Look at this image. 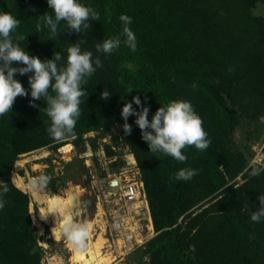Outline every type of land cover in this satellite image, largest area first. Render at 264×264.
I'll return each mask as SVG.
<instances>
[{
  "label": "trees",
  "instance_id": "16d2710c",
  "mask_svg": "<svg viewBox=\"0 0 264 264\" xmlns=\"http://www.w3.org/2000/svg\"><path fill=\"white\" fill-rule=\"evenodd\" d=\"M8 1L0 0V8L19 14L22 25L31 8L40 5L39 0ZM81 2L99 13L98 21L89 19L81 38L64 21L58 36H51L36 29L35 15L28 19L32 35L56 40L61 53L82 40V50L102 62L93 82L82 85L85 95L75 134L123 126L124 103L139 96L142 102L147 99L149 120L161 105L190 101L211 141L203 151L186 146L187 160L180 162L150 152L136 117L129 116L132 131L126 139L141 171L155 235L134 251L143 250L148 261L125 264H264V221L250 218L260 207L258 196L264 195V172H245L250 161L235 141L241 115L233 108L241 88L264 101V23L250 11L264 0H181L180 6H187L182 11L170 0ZM121 14L132 18L136 51L121 43L111 54L97 52V42L121 33ZM14 35L25 37L20 46L38 54L24 31ZM28 75L16 76L26 89ZM104 90L111 95L107 100L101 97ZM29 100L30 95L16 97L11 111L0 116V191L8 188L0 197L5 202L0 209V264H41L44 255L32 226L31 199L11 178L20 155L56 143L46 131V102L36 100L34 108ZM187 167L197 170L192 179L173 178Z\"/></svg>",
  "mask_w": 264,
  "mask_h": 264
},
{
  "label": "clouds",
  "instance_id": "9594fccd",
  "mask_svg": "<svg viewBox=\"0 0 264 264\" xmlns=\"http://www.w3.org/2000/svg\"><path fill=\"white\" fill-rule=\"evenodd\" d=\"M47 4L51 13L45 12L38 19L43 18L50 35L53 36H58L61 21L66 22L69 32L83 33L90 27L89 19L99 20V13L81 0H47ZM119 19L122 22L121 33L97 42V52L111 54L121 43L131 51H136V36L130 28L132 18L121 14ZM20 23V19L10 12L0 11V116L11 111L16 97L30 95L29 104L34 108L38 107L34 101L46 102L44 111L50 120L46 131L54 141L75 139V126L81 116V97L85 95L82 85L102 66V62L99 57L94 59L91 51L82 50V40L70 43L67 47L66 62L60 51L53 52L51 59L41 60L20 46L19 41L25 37L14 35ZM17 74H30L27 89L16 78ZM101 97L107 100L111 95L104 90ZM134 104L139 110L133 107ZM149 111L147 99L142 102L139 96H133L130 102L124 103L120 115L125 121L122 126L125 134H131L132 131V125L127 122L129 116L136 117L134 123L141 130V138L148 145L150 152L171 156L184 162L187 156L182 150L186 146H194L201 151L209 147L211 141L203 128V120L190 101L178 99L161 105L151 120L148 119ZM259 121L264 123V115L259 117ZM259 159L257 157L250 161L245 172L251 176L264 172V165L259 164ZM196 174V169L181 168L173 178L188 181ZM52 179V175L48 173L30 176L26 187L33 201L41 206L38 211L40 218L46 220L49 216L53 217L55 227L58 222L60 235L73 253L82 256L88 250L92 225L88 221L77 219L82 210L80 193L71 186L65 188L63 194L49 192L48 186ZM7 191L5 186L0 191V197ZM258 200L260 207L251 211L250 217L256 223L264 221V195H259ZM4 203L0 198V209H3ZM54 259L58 260V264H62L59 258Z\"/></svg>",
  "mask_w": 264,
  "mask_h": 264
},
{
  "label": "rangeland",
  "instance_id": "374dc122",
  "mask_svg": "<svg viewBox=\"0 0 264 264\" xmlns=\"http://www.w3.org/2000/svg\"><path fill=\"white\" fill-rule=\"evenodd\" d=\"M170 1L174 3L178 10L182 11L187 8L185 5L180 6L181 0ZM38 4L40 5L37 8H31L30 11H33V13L28 16V19L35 15L33 18L37 19L38 24L36 29L46 35L49 29L44 24L43 18H38L45 12L51 13V9L47 4V0H39ZM0 11L5 10L0 8ZM250 11L252 17L260 19L264 23V4L257 3ZM5 12H10L17 19L20 18L19 14H14L11 10ZM28 19H25L23 25L21 22V26L19 25L17 30L19 32L24 31L31 47L34 48L33 50L37 47V57L41 60L53 58L52 52L60 50L56 46L57 41L32 35V23ZM62 24L66 25V22ZM74 35L78 38L82 37V33H74ZM62 56L66 62L67 52L62 51ZM94 77L92 75L87 78L86 86L93 82ZM237 98L238 103L233 108L240 113L241 124L235 131V141L244 151L249 161L259 157V160L263 159L260 164L264 165V123L259 121V117L264 115V101L253 90L246 88L238 90ZM68 145L71 147L64 149ZM131 153L123 127L120 123H116L82 135L78 134L75 139L56 142L50 146L20 155L11 170V178L15 185L19 178L26 184L28 177L48 173L53 177L48 186L49 192L63 194L64 189L69 186L78 191L82 201V210L77 219L92 222L91 235L93 241L97 242L102 237L99 234L103 232L101 229L103 223L99 221V215H97V205L100 199H103L109 181L114 177H118L127 168L128 157ZM238 181H241V179L239 178ZM18 188L27 193L31 199L32 226L34 227L38 246L44 253L41 264H58V260L54 257L62 260V264H70V259L73 256L72 249L63 238L55 240L51 237L50 224L41 219L38 212L41 210V206L33 201L26 186ZM105 208L107 209V206ZM106 225L104 224V229ZM42 228L43 231H41ZM104 235L111 239L109 228ZM107 246L108 244L105 247ZM104 251H107L105 254L112 259L116 249L108 247ZM146 256L143 250L140 249L136 253L132 252L127 255L122 260L118 259L115 264H124L129 261H148L149 258Z\"/></svg>",
  "mask_w": 264,
  "mask_h": 264
},
{
  "label": "built area",
  "instance_id": "2783aa9c",
  "mask_svg": "<svg viewBox=\"0 0 264 264\" xmlns=\"http://www.w3.org/2000/svg\"><path fill=\"white\" fill-rule=\"evenodd\" d=\"M260 161L263 159L259 160V164ZM127 164L124 172L109 181L104 197L97 205V215L103 223L100 226L103 232L99 234L104 239L101 257H109L105 254L107 251H104L108 247L116 249L110 264L124 259L155 235L145 185L133 153L129 155ZM104 224H107L105 229ZM108 228L111 239L104 235ZM85 255L91 258L88 250ZM70 264L79 263L72 256Z\"/></svg>",
  "mask_w": 264,
  "mask_h": 264
},
{
  "label": "bare ground",
  "instance_id": "6f19581e",
  "mask_svg": "<svg viewBox=\"0 0 264 264\" xmlns=\"http://www.w3.org/2000/svg\"><path fill=\"white\" fill-rule=\"evenodd\" d=\"M70 147L71 146L68 145L64 149L70 148ZM16 185L21 188L26 186V184L21 178H19L16 181ZM44 221L49 223L51 226V229H50L51 237H53L55 240H61L63 237L60 235L58 222L55 227V219L51 216H49ZM90 223L92 225V222ZM41 231H43V228L41 229ZM103 245H104V239L102 237H100L97 242H94L92 235L90 234V242L88 244V253L91 255V258L88 259L85 255L86 253H84L82 256H77L73 253V259L77 261L79 264H100L102 262H104V264H110L112 262L111 257H105V256L101 257V253H102L101 250L103 248Z\"/></svg>",
  "mask_w": 264,
  "mask_h": 264
},
{
  "label": "water",
  "instance_id": "95a60500",
  "mask_svg": "<svg viewBox=\"0 0 264 264\" xmlns=\"http://www.w3.org/2000/svg\"><path fill=\"white\" fill-rule=\"evenodd\" d=\"M114 184H116V183H114Z\"/></svg>",
  "mask_w": 264,
  "mask_h": 264
}]
</instances>
